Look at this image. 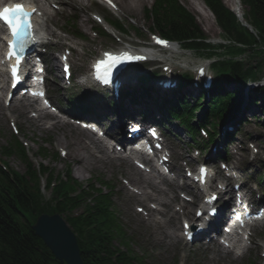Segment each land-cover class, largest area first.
Returning <instances> with one entry per match:
<instances>
[{"label":"trees","instance_id":"trees-1","mask_svg":"<svg viewBox=\"0 0 264 264\" xmlns=\"http://www.w3.org/2000/svg\"><path fill=\"white\" fill-rule=\"evenodd\" d=\"M205 2L219 25L227 30L231 15L218 0ZM245 2L251 9L252 23L256 27L261 25L264 32V0ZM156 5L152 16L158 29L178 36L186 35L192 29L198 36L193 19L176 7L174 0H158ZM73 190L71 184L59 180L51 191V198L46 201L39 191L38 177L32 168L28 167V171L20 174L0 167V264H60L31 230L35 218L44 212L65 216L76 234L83 264H131L122 253L112 259L114 252L98 210L87 207L85 215L71 216L70 210L80 205L79 200L89 196L83 190L79 198L71 196Z\"/></svg>","mask_w":264,"mask_h":264},{"label":"rangeland","instance_id":"rangeland-1","mask_svg":"<svg viewBox=\"0 0 264 264\" xmlns=\"http://www.w3.org/2000/svg\"><path fill=\"white\" fill-rule=\"evenodd\" d=\"M114 1L117 6L118 1L117 0H114ZM179 1L189 11H191L194 15L197 16L199 24L203 28V30L211 34L212 36H214V33H213L214 30L217 31L214 23L210 19H205L201 15L197 14L191 8L189 0H179ZM195 1H197L198 4L201 5L198 0H195ZM151 2L152 0H144V3L140 7L137 8L136 15H130L126 12L120 11L119 9H117L116 12H113L111 15H109L111 19L116 18L117 20L122 22L125 28L128 30V33L126 35H118L116 34V32L110 31V33L114 36V37L112 36L110 37L112 39L111 41L98 38L96 35L91 34L90 28L92 26V20H90L87 14V12L91 10L90 7L88 6V0H84V6L86 9V13L84 14L80 12H76V14H74V11L72 9H70L69 7H66L65 13L63 14L57 13L56 15H52V16H55L53 20L56 21L59 25H64L65 23L64 20H67L70 15H75L77 28L84 35L89 36V38H91L92 40V44H86L84 42H81V44H76L77 42L73 40L70 37V35L68 34H65L66 36L59 35L65 43L71 45L74 48V50L72 51L73 54L71 55L73 75L75 77L79 76L78 72H76V67L78 68L80 65L83 66L81 73L82 74L86 73L88 63L93 57L98 55V53L102 50L103 46L112 49V47L115 48L117 46H120V43L123 42V40H130L133 42L137 40V37L135 36L136 35L135 30L136 29L138 30L140 26L144 27L145 29H147V27L149 26V23L144 19L143 9L145 6L150 5ZM97 10L101 11L97 13H103L102 12L103 10L101 7H98ZM61 16L63 17V20L61 19ZM208 26H211L212 32H210L211 30L207 29ZM140 32L143 34L142 31ZM144 39L145 41H147L146 35H144ZM63 46L59 47L58 49L62 50ZM83 47L84 49H82ZM185 61L193 62L194 59L187 58L185 59ZM193 68H195V66H193L191 70H193ZM235 89H236L235 86L227 88V90L229 91H233ZM52 99H55V96H52ZM60 104L63 106H66L65 101ZM255 115L259 116L260 113L258 111H255ZM244 117L246 120L249 121L250 114L245 113ZM0 118H2L1 115H0ZM19 121H23V118L22 117L19 118ZM46 124H48V122ZM16 125L19 128V134L16 136V139L23 141V143L26 146L27 151L34 155L38 154L39 147L43 146L48 152L49 157H47V160L45 161H42L38 157L36 159H38L37 160L38 162H44V164L48 167V169H54L53 170L54 172L63 171L66 167H69L72 170L71 173L73 177L76 178L81 183H85L92 176L96 177L98 175H101L102 177L106 179H109V178L114 179L113 177L114 174L121 176L120 173L117 171L116 167L115 168L112 167L110 169L102 168L101 169L102 171L95 170V172L93 171V172H85L83 174H79L78 172H75L73 170L74 165L68 162L66 159H63L62 157H60V155H58V158L55 161L51 159L52 152L56 151L58 153L60 150H64V148L62 149L60 146L55 145V143L52 140V137L50 136L51 133L43 132L41 129H38V128L35 129L31 127L29 123H28L29 127H27V124H24V123H21L20 126L17 123ZM10 131L8 130L6 123L2 119H0V146L5 145L7 141L11 138V134L13 133L12 131L10 133ZM63 142H66V141H63ZM6 162L8 163L9 167L14 168L17 171L22 172L24 169L23 164L16 157L6 159ZM124 179L127 181L128 180L127 176ZM128 191H129L128 195H133L131 197H134V196L138 197L139 200L143 198L142 195L137 196V192H139L138 188L136 189L135 187L130 186ZM129 199H128V202H129ZM158 199L165 201L162 195H159ZM116 202H117L116 209L121 217L120 220L122 224L124 225V227H126L129 230L133 238L138 242V244L143 250L150 249V253L152 254V256L148 257V262H147L148 264H211V263L218 264L217 262L213 263L208 260V257H207L208 251H205L203 249L195 250L194 249L195 246H193L194 247L193 249L188 248V247H185V248L181 247V241L183 242V240L180 237V234H181V229H182L181 221L183 220V217H180V216L171 217L170 212L167 211V209H165L167 211V214L164 216V218H161L159 216H153V218H155L156 220L166 221L167 225L164 226L166 228V229L164 228L166 232H171L174 229H176V232L174 233L177 234L181 238L180 242L174 241V243H172L176 245L175 247H173L174 245L172 244L155 245L154 243H151L152 237L149 236V231L145 230L141 224H138V221L132 216V212L133 211L135 212V209L131 206V204H133L134 201L131 200V203L129 204L131 208L125 207L122 204V196L121 194H119L116 197ZM196 203H199V202H196ZM191 207H192L191 211L193 214V211L196 206L193 205ZM177 209L178 208H175L174 205L171 206V211L173 210L177 211ZM257 232L258 231H256L255 232L256 235L252 237L253 241L255 242L258 241L259 236H260L258 235ZM134 249H136V247H134ZM259 251H260L259 246L253 248L252 250H248L244 254V256L240 258V261L238 264H256L255 260L258 261L257 257H259L258 256ZM176 256H177V259H176Z\"/></svg>","mask_w":264,"mask_h":264},{"label":"bare ground","instance_id":"bare-ground-1","mask_svg":"<svg viewBox=\"0 0 264 264\" xmlns=\"http://www.w3.org/2000/svg\"><path fill=\"white\" fill-rule=\"evenodd\" d=\"M117 1H118L117 9H119L120 11L126 12L130 15H136L137 8L140 7L144 3V0H117ZM83 2H84V0H63V3L65 5L73 7V8H79L81 12L85 11V6L83 5ZM191 3L194 4L192 7L201 16H204L205 18L207 17L209 19L212 18L210 13H206L205 11L201 10L195 2H191ZM190 6H191V4H190ZM64 10H65V7L62 8V11H64ZM51 35L53 36L52 33H51ZM129 51L130 52H136L135 49H131V48H129ZM55 68L57 70V65H55ZM76 69H77V67H76ZM1 74L2 73H0V75ZM118 80H119V83L121 84V86H124V87H122L124 89H125V87L131 85L130 82L132 80H134V82L132 83V86H135V80L136 79L132 75H130V80L128 82L125 79H123L122 77H119ZM3 90H4V87L1 86L0 91H3ZM89 98H90V95H84L83 94V96H80L78 99H83L84 101H86ZM146 101H147L146 99L140 98V99H137V101L135 103L134 99L130 100V99L123 98L124 108L122 109V111H118L116 115H114L110 118V120H109L110 126L108 127V129L106 128L105 133L106 134L111 133L112 125L117 120L121 121L124 117L125 118H127V117H132V118L141 117L143 115L141 108L145 106ZM132 102H133V104H132ZM10 103L11 104L9 106L11 108V111L14 112L15 108H16L15 105L20 103V102L16 103L14 100H10ZM82 103L83 102H79L77 105H80ZM100 103L101 102H99V104ZM115 107H113L112 109L107 108L106 112L113 111ZM73 110L74 111L78 110L76 104L73 105ZM153 112H154V115L159 114V111H153ZM19 113H21L22 116L26 119V122L30 123L35 128L46 130L48 133H51L50 135L53 137V140L56 142L57 145L66 146V147L71 148V151L68 150V152H67V157H68V160L70 162H73L74 170L76 172L83 173V172H87V171H92V170L98 169L99 166H105L106 165V162H107L108 158L110 157V154L107 150L108 148H106L102 144V142H99L92 137H88L87 132L85 130H79L78 128L74 127V124L71 120H69V119L63 120V119H60L59 117H55V118H53L54 119L53 122L50 123V125L48 127L44 128L43 124L41 123V120H42V118H47L48 116H44V117L37 116L36 118H28V117H25V114H27V110L20 108L19 111L17 113H15V118L17 120L19 117ZM151 119H153V117ZM161 119L163 121L167 122L166 116H164ZM154 120L160 121L159 119H154ZM156 124H158V123L153 121L152 126L154 127ZM125 125H126V123H124L122 125V127H124ZM119 134H121V132H119ZM78 136H82L86 140L82 138L80 140L74 141L71 138V137L78 138ZM68 138H69V140H67ZM63 141H66V142H63ZM127 170H128L127 173H129L131 175L140 173V171L133 169L131 166H129ZM138 183L143 184V183H145V181L140 178V181ZM165 183H167V182H165ZM147 185L151 186L150 183H147ZM169 186L171 187V191L174 194L172 200H177L176 195H175L176 190H178V189L187 190L184 186H176V185H172V184H170ZM149 188H151L153 190L152 186ZM148 198L155 200V198L153 196H149ZM157 204L159 206H163L162 202L157 201ZM191 204H194V202H191ZM182 205L185 208L183 216L190 218V219H192V217H193V219H194L195 216L190 217V208H189V206H187L188 204L182 203ZM167 209H168V211L171 210L170 208H167ZM158 213L160 215L165 214L163 211H161V212L158 211ZM202 236H203V234H200L197 237H195L194 239H201ZM173 237L178 239L177 235H174ZM189 242H192L191 238L189 239ZM210 246H211V248H213L212 260L216 259V261H219L220 260V252L217 249L219 246L218 245H212L210 243V244H207L206 248H209ZM263 246H264V244H263ZM226 253L230 255V256L226 255L228 262H232L233 264H236L237 261L239 262V260L234 255H231L230 251H227ZM256 264H264V261L258 260L256 262Z\"/></svg>","mask_w":264,"mask_h":264},{"label":"water","instance_id":"water-1","mask_svg":"<svg viewBox=\"0 0 264 264\" xmlns=\"http://www.w3.org/2000/svg\"><path fill=\"white\" fill-rule=\"evenodd\" d=\"M33 229L56 259L67 264H82L74 236L58 216H39Z\"/></svg>","mask_w":264,"mask_h":264},{"label":"snow or ice","instance_id":"snow-or-ice-1","mask_svg":"<svg viewBox=\"0 0 264 264\" xmlns=\"http://www.w3.org/2000/svg\"><path fill=\"white\" fill-rule=\"evenodd\" d=\"M33 11H35V9H33ZM30 16L31 13L25 11L23 6L19 4L12 8L5 7L2 11H0V19L5 22L12 35V39L8 41V46L10 49L8 55L9 58H11L13 55L16 56V66L12 68L14 83L16 82L18 66L20 63V57L16 49L18 48L19 52H23L24 47L28 42V38L31 35ZM158 43L164 44L165 42L158 41ZM116 59V57H110L112 63H115Z\"/></svg>","mask_w":264,"mask_h":264}]
</instances>
